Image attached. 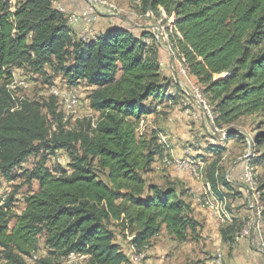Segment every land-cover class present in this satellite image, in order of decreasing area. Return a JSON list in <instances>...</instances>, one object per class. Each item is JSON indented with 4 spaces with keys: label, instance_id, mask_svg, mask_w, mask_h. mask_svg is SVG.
I'll use <instances>...</instances> for the list:
<instances>
[{
    "label": "trees",
    "instance_id": "obj_1",
    "mask_svg": "<svg viewBox=\"0 0 264 264\" xmlns=\"http://www.w3.org/2000/svg\"><path fill=\"white\" fill-rule=\"evenodd\" d=\"M52 2L0 0V176L23 180L9 196H0V264H25L41 242L47 257L40 264L70 256L85 264H132L115 241L113 226L137 251L162 232L178 243L197 241L202 223L191 204L175 187L145 177L164 149L157 134L139 135V125L164 101L175 100L168 93L177 87L162 75L155 34L136 37L111 27L82 42ZM135 5L168 21L165 46L196 80L217 128L257 118L251 140L262 152L254 149L247 163L263 164L264 0H136ZM15 70L39 76L50 87L56 77L67 88L83 84L97 115L94 123L83 119L65 130L55 97L14 98L6 87ZM227 130L226 141H245V135ZM223 150L210 152L220 157ZM58 151L67 154V165L50 169L47 162ZM30 157L36 161L25 170ZM219 166V158L208 163L205 178L221 199L233 188L220 177ZM257 181L264 227V179ZM22 185L29 191L17 214L14 196ZM232 227L220 229L223 243L233 241Z\"/></svg>",
    "mask_w": 264,
    "mask_h": 264
},
{
    "label": "rangeland",
    "instance_id": "obj_2",
    "mask_svg": "<svg viewBox=\"0 0 264 264\" xmlns=\"http://www.w3.org/2000/svg\"><path fill=\"white\" fill-rule=\"evenodd\" d=\"M53 1L55 2L56 0ZM135 2L136 0H97V6H100L98 9L110 13L112 12L111 10H117L116 15L119 17H126L129 14L131 17L134 16L135 21L141 24L151 25L156 40L160 43L158 48L162 75L165 79L174 81L176 85L177 82L182 85H177V87L175 86L169 90L168 94L175 96V100L164 101L161 105L157 106L154 115L144 117L139 125V135L150 138L154 133L157 134L160 139L159 143L164 149L163 156L157 159V162L153 165V170L145 176L146 181L156 185L175 187L176 191L181 193L184 200L189 201L191 206L198 210L207 211L210 214L211 219H214L217 224L218 235L217 238L210 234L205 236L203 233L204 224H202V230L199 233L197 241L189 240L184 243H178L168 238V236L160 234L156 240H151L148 247L137 251L129 244L130 238L122 234L117 227L113 226L111 229L115 234V241L122 246L121 248L126 255L136 259V264H150L148 261H151V264H202L205 260L211 264H216L217 256H220V264H251L254 259L252 257H244L240 254L239 250H242V248L240 247L239 249V244L241 243L242 245L243 241L248 242L253 234H251V230L259 225L258 229L253 231L257 235L254 244L257 245L262 254L264 253V249L261 250L259 248L264 243V227L263 223H260L259 216L262 204L259 203L257 194V180L262 181L264 179V163L261 165L254 163L252 167L247 163V159L252 158L255 154L254 149H258L259 154L262 152V149L259 147L253 148L251 140L252 135L257 132V118L253 116L246 117L229 126L217 128L213 123V115L210 113V107L203 98L195 80L185 74L184 69L176 59L172 58L170 60L167 49H164L166 48V27L169 26L168 21L163 16H151L149 12L146 14L142 13V10L137 8ZM58 10L63 13V9L59 8ZM67 20L69 22L70 16H67ZM95 26L96 24L93 26V29ZM47 71L50 73L49 70ZM13 72L15 78L6 87L11 95L14 98L22 97L35 101H43L51 95L60 100L59 105L64 113L62 122L65 130H71L76 127L77 123L83 119H96L97 115L88 106L87 96L89 89L83 84L67 88L63 80L60 77H56L53 83L54 86L50 87L48 84H44L43 79L39 76L29 75L21 70H15ZM21 81L25 82V86L21 85ZM54 87L58 90L71 91L75 93V99H80V107H77L69 117L66 92H54ZM13 89H16V91H13ZM195 91L198 94L199 102L205 105L204 110L200 105L202 111L196 105L194 96L192 98L191 92L193 93ZM227 129H233L237 133L245 135V141H226ZM261 131H264V127ZM221 148H224V150L222 154H219L220 157H216V155H212L210 152V149ZM50 158L47 162V166L50 169H53L56 163H60L61 166L66 167L68 162V156L65 151H58ZM217 158L220 159V177L230 182L232 188L234 187L228 196H222L221 199L214 195L205 178L208 163H211ZM179 160L181 164L189 165L197 169L198 173L195 175V179L185 172L179 171L174 165L169 164L170 161H177L179 163ZM35 161V159L30 157L22 167L25 170H31ZM241 163L242 169L240 168L239 172L237 171L233 175L234 169ZM24 168L16 169L14 173L21 174ZM245 173H248L247 177H251L254 184L243 182ZM98 175L104 180L101 172H98ZM22 182L23 180L21 179H17L14 182H7L0 176V196L6 198ZM36 188L37 184L32 183V189L36 190ZM224 189L220 186V191L226 195V190ZM28 191V187L22 185L15 194L13 208L15 213L19 214L22 211L24 207L23 199ZM194 191H199V195L203 198L201 204H197L196 200L192 198ZM250 191L253 192L254 197ZM246 192H249V198L251 197L253 199L250 198V202L249 199H246ZM205 206L207 210H205ZM217 211H219L222 217H224L222 213L225 211L228 218L217 219ZM233 224L234 227H232L231 231L232 237H234L233 241L231 243H223L220 237V229ZM247 224L253 226L249 228L247 236L238 237L240 231ZM12 226L13 223L11 222L9 227ZM215 241H219V243L216 242L215 245ZM250 250L254 251V248L250 247ZM141 254H143L142 257ZM46 257V250L43 248L41 242L38 251L32 258L26 259L25 264H40L39 261ZM57 264H85V260L82 257L70 256L67 259L60 260Z\"/></svg>",
    "mask_w": 264,
    "mask_h": 264
},
{
    "label": "crops",
    "instance_id": "obj_3",
    "mask_svg": "<svg viewBox=\"0 0 264 264\" xmlns=\"http://www.w3.org/2000/svg\"><path fill=\"white\" fill-rule=\"evenodd\" d=\"M87 2H88V0H56L55 2L53 1L52 4H53V7L57 10L59 8L63 9V13L65 16H70V13H78V12H81L82 10H84V8L87 5ZM64 9L70 13L65 12ZM98 15L100 17L98 18V20L96 22V26L94 27V30L97 34L103 33L111 27L126 28V29L130 30L131 33L136 37H140L142 35V33H144V32H152L153 33V29H152L151 25L141 24L138 21H135L134 16L131 17V15L129 16V14L126 17H124V16L119 17L116 14L106 12L105 10L98 9ZM68 26L70 27L71 30H73V32H76L75 33L76 37L78 36L79 33H81L80 28L82 27V25H77V23H71L69 20ZM159 44L160 43H158V46H159ZM164 49H167V53L169 55V58H170V60H172V56H171V53L169 52L168 47L166 46V48H164ZM13 75H14V72H13ZM195 82H196V80H195ZM177 85L182 86L181 83H179V82H177ZM240 168L242 169V163L239 164V166H237L236 169H234L233 175H235L237 171L239 172ZM232 184H234V183L232 182ZM243 188H245V187H243ZM239 190H242V189H239ZM250 192L252 193V196L254 197L253 192L252 191H250ZM249 194H250L249 192L248 193L246 192V197H247L246 199H249V202H250V200L252 198L251 197H250L251 199L249 198ZM238 197H240V195H238ZM187 202H189V201H187ZM191 207L193 209L194 218L197 219L202 224H204L203 233L205 234V236H207V234H210V235H213V237L217 238V235H218L217 224L215 223L214 219H211L210 214H208L207 211L205 212L202 210H198L197 208H194L193 206H191ZM201 209H203V208H201ZM258 226L254 227L251 230V234L252 233L253 234L251 235L248 242L243 241L242 245H241V243L239 244V249H240V247L242 248V250H239V253L242 254L244 257H248V258L252 257V259H254L253 262L251 261L252 262L251 264H264V253L262 254L259 251L257 245L254 244V240L256 239L257 235H256V232H253V230L258 229ZM160 234L167 236L163 232ZM159 235L156 236L155 238H153L152 240H156V238H158ZM213 237H211V238H213ZM168 238L172 239L171 237H168ZM213 240H215V239H213ZM216 242L219 243V241H215V245H216ZM250 247H253L254 251H251ZM150 254H149V256H151ZM148 262L151 264V261H148ZM202 264H211V263L209 261L205 260V262Z\"/></svg>",
    "mask_w": 264,
    "mask_h": 264
},
{
    "label": "built area",
    "instance_id": "obj_4",
    "mask_svg": "<svg viewBox=\"0 0 264 264\" xmlns=\"http://www.w3.org/2000/svg\"><path fill=\"white\" fill-rule=\"evenodd\" d=\"M99 7L100 6H97V0H88L86 7L81 12L70 13L66 11L65 9L64 11L70 13L71 23H77V25H82V27L80 28L82 35L86 37H91L97 34L95 30L93 29V26L96 24L98 20V8ZM111 11H112L111 13L113 14H116L117 12V10H111ZM13 78H15L14 75H13ZM21 85L25 86V82L21 81ZM13 91H16V89H13ZM54 92H66V99L68 100V117L76 110L77 107H80V99H75V93H72L71 91H67V90H58L55 87H54ZM191 94L193 93L191 92ZM193 95H194V100H195L196 105L201 110L198 97L195 94ZM58 102L60 104V100H58ZM175 167L179 171L185 172L187 175L195 179L194 168H189L187 166L182 165L180 160H179V163H176ZM193 198L194 200H196V202L202 203L203 198L201 197V195H199V191L193 192ZM205 210H207L206 206H205ZM216 218L219 219V217H216ZM249 227H253V226H249ZM142 255L143 254H141V257ZM71 257H75V256H71ZM129 259L132 264H136V259H133L132 257H129ZM218 264H220V261H218Z\"/></svg>",
    "mask_w": 264,
    "mask_h": 264
},
{
    "label": "bare ground",
    "instance_id": "obj_5",
    "mask_svg": "<svg viewBox=\"0 0 264 264\" xmlns=\"http://www.w3.org/2000/svg\"><path fill=\"white\" fill-rule=\"evenodd\" d=\"M159 31H160V29H159ZM162 35V34H161ZM96 35H93V36H91V37H86V36H84V35H82V33H79L78 34V36H77V38H78V40H80V41H82V42H87L89 39H93L94 37H95ZM193 94H195L197 97H198V94L196 93V91L195 92H193ZM192 94V98H193V95ZM67 102H68V100H67ZM202 103V102H201ZM200 103V105L202 106V109L204 110V103H202L201 104ZM94 121V120H93ZM92 121V122H93ZM94 123V122H93ZM165 163H167V161H165ZM176 163H178L177 161H174V162H169V164H172V165H174V166H176ZM182 165H184V164H182ZM184 166H187V167H189V168H194V167H191V166H189V165H184ZM194 171H195V175H197V169H195L194 168ZM248 176V173L246 174H244V176H243V182L244 183H249V184H254V182L252 181V178L251 177H247ZM208 184V183H207ZM258 194V193H257ZM223 202V201H222ZM225 202V201H224ZM197 204H201L200 202H197ZM210 206H213V205H210ZM218 207V206H217ZM224 209H226V208H224ZM218 215V217H219V219H223L224 217H226V218H228L227 217V213L225 212V211H223V213H222V215L224 216V217H222L220 214H219V211H217L216 212ZM225 221V220H224ZM253 221H256V220H253ZM253 225V224H252ZM250 225L249 224H247L241 231H240V233L238 234V237H245V236H247V234H248V231H249V227ZM260 249L261 250H263L264 249V243L260 246ZM218 261H220L221 262V260H220V256H217V258H216V264H218Z\"/></svg>",
    "mask_w": 264,
    "mask_h": 264
}]
</instances>
